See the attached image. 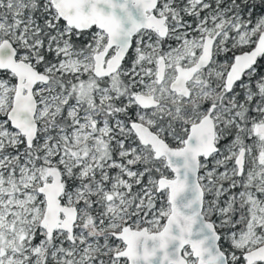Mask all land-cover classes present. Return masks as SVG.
<instances>
[{
	"label": "snow or ice",
	"instance_id": "obj_1",
	"mask_svg": "<svg viewBox=\"0 0 264 264\" xmlns=\"http://www.w3.org/2000/svg\"><path fill=\"white\" fill-rule=\"evenodd\" d=\"M0 264H264V0H0Z\"/></svg>",
	"mask_w": 264,
	"mask_h": 264
}]
</instances>
